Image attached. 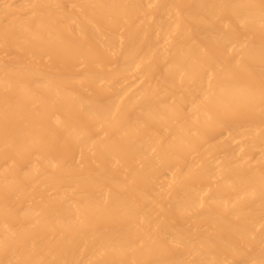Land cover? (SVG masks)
<instances>
[{
    "label": "bare ground",
    "instance_id": "bare-ground-1",
    "mask_svg": "<svg viewBox=\"0 0 264 264\" xmlns=\"http://www.w3.org/2000/svg\"><path fill=\"white\" fill-rule=\"evenodd\" d=\"M0 264H264V0H0Z\"/></svg>",
    "mask_w": 264,
    "mask_h": 264
}]
</instances>
